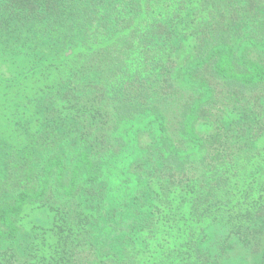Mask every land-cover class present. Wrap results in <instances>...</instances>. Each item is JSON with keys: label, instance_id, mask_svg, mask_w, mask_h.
Returning <instances> with one entry per match:
<instances>
[{"label": "trees", "instance_id": "trees-1", "mask_svg": "<svg viewBox=\"0 0 264 264\" xmlns=\"http://www.w3.org/2000/svg\"><path fill=\"white\" fill-rule=\"evenodd\" d=\"M262 229L264 0H0V264H221Z\"/></svg>", "mask_w": 264, "mask_h": 264}, {"label": "rangeland", "instance_id": "rangeland-1", "mask_svg": "<svg viewBox=\"0 0 264 264\" xmlns=\"http://www.w3.org/2000/svg\"><path fill=\"white\" fill-rule=\"evenodd\" d=\"M175 99H179L178 96L174 97ZM160 107L164 110V112L166 113H172L173 112V108L166 106V105H160ZM171 115V114H170ZM175 114L172 115V117H174ZM113 166L112 168H117L119 167V164H121L122 162H126L128 163V160L123 159V155L119 154L116 158H114L112 160ZM113 168V169H114ZM113 169H111L112 171L110 172V175L105 176V180L107 181L108 184V191H109V195H108V202H112V201H120L126 197H130L131 193L133 192V189L130 190H126L124 188H121L119 185V181L117 180L119 179L117 177L114 178V172ZM223 236L222 232H219L217 235V239L221 238ZM214 237H216V235H214ZM231 242L229 243V248L231 256H225L222 258L221 260V264H261L262 262H264V229H262V231L259 233V236L256 237L255 242L257 243V251L253 252L250 250H240L237 249L238 246L233 247V239L231 238L230 240ZM234 254V255H233Z\"/></svg>", "mask_w": 264, "mask_h": 264}]
</instances>
